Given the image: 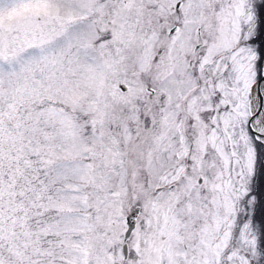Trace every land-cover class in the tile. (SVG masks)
Returning a JSON list of instances; mask_svg holds the SVG:
<instances>
[{
    "label": "snow or ice",
    "instance_id": "snow-or-ice-1",
    "mask_svg": "<svg viewBox=\"0 0 264 264\" xmlns=\"http://www.w3.org/2000/svg\"><path fill=\"white\" fill-rule=\"evenodd\" d=\"M0 264H264V0H0Z\"/></svg>",
    "mask_w": 264,
    "mask_h": 264
}]
</instances>
